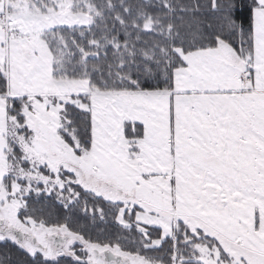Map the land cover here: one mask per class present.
Here are the masks:
<instances>
[{
	"label": "snow or ice",
	"instance_id": "6c2138e0",
	"mask_svg": "<svg viewBox=\"0 0 264 264\" xmlns=\"http://www.w3.org/2000/svg\"><path fill=\"white\" fill-rule=\"evenodd\" d=\"M0 264H264V0H0Z\"/></svg>",
	"mask_w": 264,
	"mask_h": 264
}]
</instances>
